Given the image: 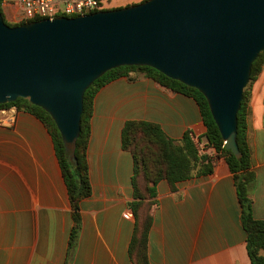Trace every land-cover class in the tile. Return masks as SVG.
Segmentation results:
<instances>
[{
	"label": "crops",
	"instance_id": "obj_1",
	"mask_svg": "<svg viewBox=\"0 0 264 264\" xmlns=\"http://www.w3.org/2000/svg\"><path fill=\"white\" fill-rule=\"evenodd\" d=\"M0 8L16 23L14 6ZM131 75L95 94L87 147L92 193L80 202L81 229L68 264H134L128 255L134 222L130 213L123 218V200L132 195V156L121 147L127 120L157 123L175 140L187 130L195 139L205 131L192 97ZM249 103L247 142L255 174L250 198L254 217L264 221V63ZM204 152L212 155L210 174L180 181L175 190L164 179L157 184L150 264H251L233 175L214 150ZM70 211L51 135L34 115L17 110L12 125L0 124V264H64Z\"/></svg>",
	"mask_w": 264,
	"mask_h": 264
},
{
	"label": "water",
	"instance_id": "obj_2",
	"mask_svg": "<svg viewBox=\"0 0 264 264\" xmlns=\"http://www.w3.org/2000/svg\"><path fill=\"white\" fill-rule=\"evenodd\" d=\"M263 49L264 0H143L15 26L0 10V104L21 97L48 112L76 164L86 89L110 69L146 65L201 92L240 157L237 113Z\"/></svg>",
	"mask_w": 264,
	"mask_h": 264
},
{
	"label": "trees",
	"instance_id": "obj_3",
	"mask_svg": "<svg viewBox=\"0 0 264 264\" xmlns=\"http://www.w3.org/2000/svg\"><path fill=\"white\" fill-rule=\"evenodd\" d=\"M111 8L107 7L105 9ZM3 19L10 26L21 23L9 22L4 15ZM263 63L264 49L251 65L250 77L243 90L241 106L237 113L236 139L241 152L240 157H236L230 149L225 147L224 140L212 118L207 101L201 92L146 65H124L110 69L86 89L83 98L80 132L75 146L76 164L71 161L69 151H65L60 132L48 112L21 97L13 102L0 104V107L15 105L18 110L34 115L43 123L51 135L71 207L72 226L69 231L68 249L64 264H68L69 259L72 258L81 229L80 202L92 193L87 147L91 133V117L95 94L105 84L118 77L127 76L132 78L131 73L149 77L160 85L192 97L196 101L205 125V131L201 137L198 136V140L202 141L201 139L204 138V148H212L214 155L220 156L226 161L233 175L241 207L240 220L246 234L248 257L251 264H264V221L255 218L252 211L250 189L255 180V174L251 169V150L247 142L251 86L258 78ZM121 147L131 154L133 161L131 175L133 199L129 202V205L136 221L134 233L128 247V254L134 264H150L147 254V242L152 218L146 210L154 201L158 182L164 179L169 184L170 189L175 190L176 184L180 181L194 176L210 174L214 163L212 155L201 150L192 131H185L179 140H175L167 136L159 124L145 120H127L124 123L121 133Z\"/></svg>",
	"mask_w": 264,
	"mask_h": 264
},
{
	"label": "built area",
	"instance_id": "obj_4",
	"mask_svg": "<svg viewBox=\"0 0 264 264\" xmlns=\"http://www.w3.org/2000/svg\"><path fill=\"white\" fill-rule=\"evenodd\" d=\"M108 0H0V7L14 6L13 21L22 23L42 18H54L56 16H71L86 14L108 7ZM17 107L9 105L0 107L5 117H0V124L12 125L16 119ZM201 150L204 151V142L195 139ZM212 149V148H208ZM213 150V149H212Z\"/></svg>",
	"mask_w": 264,
	"mask_h": 264
},
{
	"label": "rangeland",
	"instance_id": "obj_5",
	"mask_svg": "<svg viewBox=\"0 0 264 264\" xmlns=\"http://www.w3.org/2000/svg\"><path fill=\"white\" fill-rule=\"evenodd\" d=\"M123 2V0H109V2L107 3V5H108V8H111V7H114L115 6V4H118V3H122ZM199 147L201 148V145H199ZM131 199L130 200H123V218H127L126 216H125V214L126 213H130L131 214V220L134 222V225H135V221H136V219H135V216H134V214H133V212H132V209H131V207H130V205H129V202L130 201H132V195H131V197H130ZM154 201H153V203L151 204V206L148 208V210H146V211H148V213H150V215H151V218H152V222H153V215H152V207H153V205L156 203V201H155V198L153 199ZM144 210H145V208H144ZM146 211H144V212H146ZM152 222H151V224H152ZM151 227V226H150ZM149 231H150V229H149ZM133 233H134V228H133V230H132V235H131V238H132V236H133ZM148 238H149V232H148ZM131 240V239H130ZM129 243H130V241H129ZM147 254H148V242H147ZM129 255V254H128ZM130 258V257H129ZM131 260V259H130ZM132 261V260H131ZM133 262V261H132Z\"/></svg>",
	"mask_w": 264,
	"mask_h": 264
},
{
	"label": "bare ground",
	"instance_id": "obj_6",
	"mask_svg": "<svg viewBox=\"0 0 264 264\" xmlns=\"http://www.w3.org/2000/svg\"><path fill=\"white\" fill-rule=\"evenodd\" d=\"M129 218H131V214L129 215Z\"/></svg>",
	"mask_w": 264,
	"mask_h": 264
}]
</instances>
